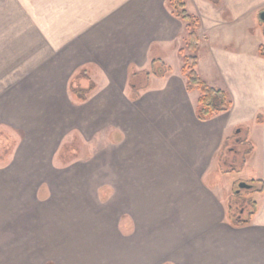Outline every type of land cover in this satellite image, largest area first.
<instances>
[{
	"label": "crops",
	"instance_id": "0c3cea01",
	"mask_svg": "<svg viewBox=\"0 0 264 264\" xmlns=\"http://www.w3.org/2000/svg\"><path fill=\"white\" fill-rule=\"evenodd\" d=\"M220 1L224 13L185 2L200 20L198 74L232 103L201 123L181 70L128 97L130 67L149 70L152 43L174 45L184 34L166 0H0V130L16 141L0 152V264H264V190L240 227L219 191L229 182L220 165L225 128L264 111L258 49L219 39L253 27L264 0ZM205 39L211 65L202 76ZM80 67L101 73L98 81L88 74L95 89L82 104L69 89ZM251 132L252 151L232 173L264 184V129ZM72 140L90 154L68 160Z\"/></svg>",
	"mask_w": 264,
	"mask_h": 264
},
{
	"label": "trees",
	"instance_id": "16d2710c",
	"mask_svg": "<svg viewBox=\"0 0 264 264\" xmlns=\"http://www.w3.org/2000/svg\"><path fill=\"white\" fill-rule=\"evenodd\" d=\"M211 3L214 7H219L221 5L220 0H205ZM186 0H167L166 7L170 12V15L176 20L180 21L184 25V36H185V51L179 50L178 54L182 60L181 75L185 79V90L187 93L197 92L195 116L196 119L205 123L219 115L227 113L231 106V100L228 94L215 87L207 85L199 76L197 71V54L199 52V38L198 30L200 27V20L197 16L189 13L185 5ZM222 4L219 9L223 8ZM224 13V11L222 12ZM187 52L188 54H185ZM258 56L264 59V45L259 46ZM88 69L82 68L78 70L76 76L70 83V96L77 103L86 102L90 93L95 89V84L89 80ZM171 74V70L164 66L163 62L158 59H152L150 62L149 70L138 71L133 67H130L128 72V89H129V99L131 101H137L140 97V92L145 91L149 87L151 77L161 78L166 75ZM78 81L79 84L74 86V80ZM85 83V85H84ZM257 125L264 123V114H257L256 120ZM243 130V129H241ZM245 147H247V152L241 159L240 166L233 169H224L223 173L230 174L232 172H240L241 168L244 166L247 156L251 153L252 147L245 140ZM228 139L224 141L222 149L220 151V159L222 160L224 151H227ZM250 186L254 187L252 192L262 193L264 190V184L262 181L250 180L247 182ZM233 198L228 204V215L232 225L236 227L244 226L249 223L250 218L255 214L256 205L250 199L247 204H249L250 211L246 217H240V220L236 219V213H234V207L237 201H239V195H236L237 186L233 184L232 186Z\"/></svg>",
	"mask_w": 264,
	"mask_h": 264
},
{
	"label": "rangeland",
	"instance_id": "374dc122",
	"mask_svg": "<svg viewBox=\"0 0 264 264\" xmlns=\"http://www.w3.org/2000/svg\"><path fill=\"white\" fill-rule=\"evenodd\" d=\"M167 4V0L166 3ZM226 7H223L220 9L221 12L225 11ZM226 18L227 21H230L231 18L230 16H224ZM256 21L257 18L255 17ZM254 22V26L252 27L251 25H249V23L244 24V25H239V26H234L233 29L230 31L227 29L225 31H227L226 33L222 32L221 34V38L219 39V41H225L227 39L231 40L232 45H228L225 48H235L237 47V44L239 45V49L242 52H251L253 51V53L257 52L258 46L264 45V23H261V25L259 24V22L257 21ZM251 26V27H250ZM259 27V28H258ZM258 29H260L261 33H258ZM6 34L11 32L10 30H5L4 31ZM226 34V35H225ZM206 39L204 40V44L202 45L201 49H200V54H199V58L202 59V64H201V75L203 76L204 71L206 68V65H211L210 62V58H209V54L208 53V46L206 43ZM175 44L170 45V46H165L163 45L161 42H155L152 43L151 49L149 51L148 54V59L149 62L152 59H156L157 57H162V56H166L168 58V66L167 68H169L170 70L173 69V71L175 72H180L181 68H182V60L178 54L179 50H184L185 51V36L183 34V32L180 33V35L178 36V39L174 42ZM216 43L212 42L211 46H215ZM217 45V44H216ZM185 54H188L187 52H185ZM257 54V53H256ZM38 56H40L38 54ZM166 63V64H167ZM3 64V63H2ZM6 66V65H5ZM6 68V67H5ZM84 67H80V69H82ZM88 69V73L89 74H93L96 77V80L98 81L99 79H101V73L100 71H97V69H94L93 71L91 70V67H85ZM205 76V75H204ZM205 78V77H204ZM80 80L76 79L74 80V86L78 85ZM85 85V83H84ZM196 96L197 93H196ZM258 113H260L261 115L264 114L263 110H260ZM243 129V130H241ZM263 127H259L257 126V124L255 123V121L253 123H249V121H244L242 124L240 125H229L225 128L224 130V134H225V138L228 139V149L225 152V155L228 157H231L233 153V151L239 150V154H240V161L237 163L235 168H238L240 166L241 163V159L244 156V154H246L247 152V147H245V131L247 132H251L254 134L253 138L255 136H260L261 134H263ZM7 135L6 132L0 130V152H5L10 150L14 144H15V140H13V142H6L5 139H7ZM236 136L238 138H240L238 144L236 143V141L234 140L236 138ZM64 151L66 152L65 156H67L68 160H76L77 158H81L84 159L85 157H87L90 152L91 149L89 146H85V149L82 148V145L80 142H78L77 140H72L71 143L66 144V146H64ZM232 160V159H231ZM239 160V159H238ZM232 162H235V160H233ZM228 163H226L227 165ZM221 165V163H220ZM223 166L222 167L224 169H230L229 166ZM221 167V168H222ZM213 170H216V162L214 160V164H213ZM218 177V174H213L211 175L209 178L212 179V181H215ZM242 176H240L238 173H230L229 175L224 177V181H229L230 184H235L236 186L240 183V182H249L250 180H243L241 181ZM221 181V180H220ZM229 182L227 184L222 183L221 181V188H220V197H221V201L224 203L225 199H227L228 197V202H230V200L233 198V192L231 190V185H229ZM256 193L252 192V191H242V193L239 194V201L241 202V206L244 205L245 206L240 208L243 210V218L246 217V215L248 214V212L250 211V207L249 205H246V202H242L245 201L247 199H251L252 197L255 195Z\"/></svg>",
	"mask_w": 264,
	"mask_h": 264
},
{
	"label": "flooded vegetation",
	"instance_id": "af4514ba",
	"mask_svg": "<svg viewBox=\"0 0 264 264\" xmlns=\"http://www.w3.org/2000/svg\"><path fill=\"white\" fill-rule=\"evenodd\" d=\"M234 140H235L236 143L238 144L240 138H238V137L236 136V138H235ZM231 153H233L231 157H228V156H226L225 154L223 155L222 160H221V164H222L223 166H225L226 163H228L226 166H229L230 169H233V168L236 167L237 163L240 161V154H239V150L233 151V149H232V152H231ZM231 159H232V160H231ZM238 159H239V160H238ZM233 160H235V162H232ZM243 191H245V190H243ZM240 193H242V191H240ZM240 193H239V194H240ZM249 200H250V199H247V200L242 201V202H246V205L248 206L249 204H247V203H248ZM244 206H245V203H244L243 206H241V202H240V201H237V203L235 204V207H234V213H236V219L240 220V217L243 216V210L240 209V208H242V207H244ZM245 208H246V206H245Z\"/></svg>",
	"mask_w": 264,
	"mask_h": 264
},
{
	"label": "water",
	"instance_id": "95a60500",
	"mask_svg": "<svg viewBox=\"0 0 264 264\" xmlns=\"http://www.w3.org/2000/svg\"><path fill=\"white\" fill-rule=\"evenodd\" d=\"M258 21L260 23H264V11H261L259 14H258ZM243 190H246V191H252L254 190V187L253 186H250L248 185L247 183L245 182H241L237 185V191L235 192L236 195H239L240 191H243Z\"/></svg>",
	"mask_w": 264,
	"mask_h": 264
}]
</instances>
